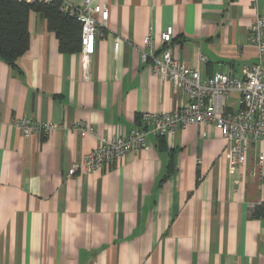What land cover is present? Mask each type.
Masks as SVG:
<instances>
[{
  "label": "crops",
  "instance_id": "1",
  "mask_svg": "<svg viewBox=\"0 0 264 264\" xmlns=\"http://www.w3.org/2000/svg\"><path fill=\"white\" fill-rule=\"evenodd\" d=\"M99 3L107 29L87 59L82 49L63 52L35 11L19 69L0 58V264H264V218L249 215L264 202V179L250 172L262 141L232 170L220 129L191 124L148 134L145 148L101 171L67 176L142 113L188 102L143 63L146 35L160 45L172 26L173 53L202 79L241 77L259 58L250 26L264 0H91ZM226 105L239 110L240 93ZM23 117L56 127L24 135L15 125ZM79 121L95 134L77 130Z\"/></svg>",
  "mask_w": 264,
  "mask_h": 264
},
{
  "label": "built area",
  "instance_id": "2",
  "mask_svg": "<svg viewBox=\"0 0 264 264\" xmlns=\"http://www.w3.org/2000/svg\"><path fill=\"white\" fill-rule=\"evenodd\" d=\"M61 10L80 23L82 53L87 59L94 53L97 39L105 35L108 5H91V0H84L83 5L77 6L61 0ZM173 34L172 26L162 31L160 45H157L151 33L146 35L144 47L140 48L141 57L153 73L181 90L188 97V102L173 111L142 113L141 124L131 127L127 136L113 135L110 139L102 140L69 168L67 176L78 172L101 171L117 164L129 152L145 148L148 134L162 137L191 124L212 123L220 129L226 141L232 170L248 161L249 153L257 141L264 142V15H257L250 26V40L258 48V61L243 64L241 77L217 71L202 79L198 69L181 62L173 53ZM114 46L118 49V37L115 38ZM201 59L204 57L201 56ZM234 91L240 93L239 110H230L226 105V99ZM15 125L24 135L37 133L43 136L56 127L53 122L36 121L29 117L17 119ZM75 127L79 131L95 134V129L85 121H79ZM250 172L264 179V151L258 153Z\"/></svg>",
  "mask_w": 264,
  "mask_h": 264
},
{
  "label": "trees",
  "instance_id": "3",
  "mask_svg": "<svg viewBox=\"0 0 264 264\" xmlns=\"http://www.w3.org/2000/svg\"><path fill=\"white\" fill-rule=\"evenodd\" d=\"M39 12L48 28L54 31L63 52L82 49L81 25L76 18L61 10V0H0V58L15 69L18 60L30 48L29 17ZM251 218H264V202L253 206Z\"/></svg>",
  "mask_w": 264,
  "mask_h": 264
}]
</instances>
